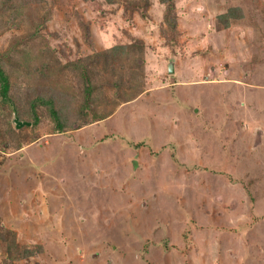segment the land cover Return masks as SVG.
I'll list each match as a JSON object with an SVG mask.
<instances>
[{
    "label": "rangeland",
    "instance_id": "obj_1",
    "mask_svg": "<svg viewBox=\"0 0 264 264\" xmlns=\"http://www.w3.org/2000/svg\"><path fill=\"white\" fill-rule=\"evenodd\" d=\"M174 4L0 0V264H264V0Z\"/></svg>",
    "mask_w": 264,
    "mask_h": 264
},
{
    "label": "trees",
    "instance_id": "obj_2",
    "mask_svg": "<svg viewBox=\"0 0 264 264\" xmlns=\"http://www.w3.org/2000/svg\"><path fill=\"white\" fill-rule=\"evenodd\" d=\"M108 2H114L115 0H107ZM162 3H165L167 5V12H172L175 6V0H160ZM243 13H242V9L240 6H233L230 7L225 13L220 15V18L225 22V25L227 27L230 26L231 21L232 20H239L242 19ZM170 27L172 29V32L170 33V35L172 36L171 38L174 37L175 33L174 31H176V27H177V21L175 19L171 18V23H170ZM177 35L178 32L176 31ZM10 79L5 71V68L0 64V96L3 98V100L5 101H9L10 100ZM49 101V100H48ZM48 101H44L45 103H47ZM50 105V113L53 116V118L55 119V121H57L58 125H62L60 122V115L58 110L54 107V104L52 101L48 102ZM39 119L36 118L34 121V124H38ZM36 249H26L24 251L25 256H34L36 253Z\"/></svg>",
    "mask_w": 264,
    "mask_h": 264
},
{
    "label": "water",
    "instance_id": "obj_3",
    "mask_svg": "<svg viewBox=\"0 0 264 264\" xmlns=\"http://www.w3.org/2000/svg\"><path fill=\"white\" fill-rule=\"evenodd\" d=\"M169 72H175V60H171L169 63ZM14 122L16 123L17 128H21L24 125H30V122L21 121L18 117H15Z\"/></svg>",
    "mask_w": 264,
    "mask_h": 264
}]
</instances>
